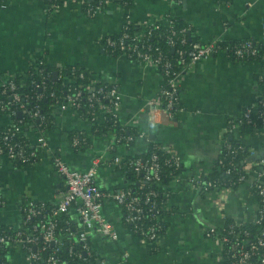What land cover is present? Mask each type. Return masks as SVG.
<instances>
[{
	"label": "crops",
	"instance_id": "1",
	"mask_svg": "<svg viewBox=\"0 0 264 264\" xmlns=\"http://www.w3.org/2000/svg\"><path fill=\"white\" fill-rule=\"evenodd\" d=\"M3 1L6 5L0 7V82L7 76L26 74L30 65L42 58L54 67L79 64L94 77L119 84L120 121L138 132L129 145L122 143L110 150L109 133L90 132L89 121L77 109L68 106L55 111V123L47 135L53 147H61L72 167L86 169L100 153L110 158L141 154L152 141L176 151L182 158L180 178L161 184L162 190L168 192V210L166 230L158 247L144 243L123 223V209L114 200H107L104 214L116 222L119 237L107 239L92 230L90 237L97 252L110 264L120 261L124 254L126 264H225L220 239L207 235L206 229L256 219L260 201L255 180L259 167L264 166L254 165L243 182L229 189H193L188 177L207 175L216 168L228 119L239 116L264 92V55L238 60L220 51L197 61L180 78L184 109L177 120H169L158 111L152 121L146 101L158 94L162 71L155 65L110 53L102 38L119 33L127 14L132 21L143 24L162 19L169 12L189 23L193 35L203 42L217 37L262 38L264 0H131L129 5L113 0L96 15L86 14L81 5L73 3L47 13L44 0ZM104 118V112L98 111V121L103 123ZM10 122V115L0 112V126ZM80 130L90 132L91 146L74 147L72 133ZM26 132L35 135L30 129ZM229 137L254 147L257 151L253 161L264 156V125H241ZM127 182L125 170L109 164L99 167V187L119 189ZM0 184L7 200L6 206L0 207V225L21 222V202L32 199L52 203L65 189L64 179L50 159L18 164L4 154H0ZM7 257L9 264H27V256L19 247L11 248Z\"/></svg>",
	"mask_w": 264,
	"mask_h": 264
},
{
	"label": "built area",
	"instance_id": "2",
	"mask_svg": "<svg viewBox=\"0 0 264 264\" xmlns=\"http://www.w3.org/2000/svg\"><path fill=\"white\" fill-rule=\"evenodd\" d=\"M111 1L113 0H44V8L47 13H52L65 4L73 3L81 5L86 14L96 15ZM121 3L129 5L130 1L125 0ZM5 5V2L0 0V7ZM132 22L134 21L127 14L121 31L118 34L104 36L102 43L106 49L116 50L119 55L155 65L162 71L163 83L158 94L149 97L146 101L147 111L152 121L158 111L164 112L169 120H177L178 113L184 109L181 100L180 78L197 61L220 51L238 60H249L251 57L264 55V50L261 51L259 44H264V37L257 40L248 38L229 48H221L222 46L217 43L219 39H223L221 37L207 42L191 41L188 38L191 27L189 25L176 27L175 14L171 12L162 19L148 23L134 22L142 26V29L136 32L130 30L134 24ZM160 24L168 27L166 33L168 42L176 50L174 58L162 45L151 41V37ZM43 63L47 62L38 58L32 64L42 70L40 65ZM175 65L179 67L174 68ZM64 66H58L55 70L59 73ZM72 70L77 71L75 65ZM85 72L81 70L79 75L84 77ZM89 79L87 83H80L79 86L72 85L69 83L71 80H67L63 96H57L55 91L51 90L50 95L57 96L55 109L71 106L79 111L82 102L87 101L92 115L91 117L83 113L81 115L89 121L91 127L95 122L100 123L97 119L98 111L104 112V121L112 120L117 123L120 120L122 104L119 84L116 81H105L93 75ZM49 80L50 73H43L37 85L46 89ZM33 83L36 81L34 80ZM24 84L25 81L18 83L15 76L2 79L0 82V112L14 115L17 111H21L30 119L38 121L35 130H32L35 135H29V145H27L24 141L15 139L16 136L23 135V119L20 118L18 123H9L10 125L8 124L6 128L0 129V154L6 155L14 162L22 161L28 164L37 163L43 158L50 159L55 171L63 177L65 189L52 203L32 199L21 202L18 205L22 214L21 222L17 225L7 224L8 227L0 233V249L7 247L9 252L11 248L19 247L27 256V264H83L76 259H86L85 254H91L96 250L90 237L92 230L107 239L115 240L119 237L116 222L104 214L103 208L107 200H114L123 209V223L137 233L144 243L157 248L166 230L165 211L168 210V206L165 196L167 197L168 192L164 194L162 192L164 190L156 189L152 187V184L156 182L162 184L164 164L172 167L168 175L173 179L180 178L183 169L180 154L166 146L158 145L148 158L139 156L126 159L118 155L110 158L100 153L94 156L88 168H74L65 159L61 147L51 145L47 132L42 128L46 114L38 101L31 106L28 105L29 97L33 95L24 94L19 90ZM85 87L88 88L86 94ZM43 95L44 92L37 93L36 98H41ZM258 121L264 123V92L258 94L252 103L245 106L239 116L228 119L226 129L222 132L221 154L223 156L219 157L218 165L224 166L225 173L230 177L207 179L205 175H190L188 182L193 189H229L243 182L254 165L264 166V156L255 161L251 159L257 151L254 147L242 142L234 143L229 137V134L243 123L257 125ZM107 132L109 133L108 149L110 150L114 149L115 143L133 138L131 135L116 134L109 130ZM89 135L90 132L85 130L74 132L71 137L72 144L75 148L91 146ZM158 148L169 153L164 163L161 161ZM242 152L247 154L242 156ZM240 155L242 156L241 165L238 161ZM104 164L125 171L133 168L137 177L136 186L126 184L123 188L110 190L99 187L97 184L98 170ZM177 170L179 173H175ZM234 173L237 174L235 178L231 177ZM255 191L259 197L260 208L254 222L261 223L264 219V169L260 167L255 180ZM6 204L7 200L0 184V207H5ZM33 218H38V220L33 224L32 229L29 231L23 229V225ZM63 220L68 225L66 229L68 233L65 237L59 234L58 229ZM243 224L246 222H228L221 228L206 229V234L220 239L223 251L227 254L228 264H264V251H262L264 249V229L255 237H250V231L244 228ZM72 227L75 228L74 231ZM65 238L78 241L80 248L76 249L74 243H67ZM64 247L67 248L72 258L63 259L59 255ZM44 250H48L47 255H44ZM125 255L114 264H126ZM97 261L101 264H110L101 255L97 257Z\"/></svg>",
	"mask_w": 264,
	"mask_h": 264
},
{
	"label": "trees",
	"instance_id": "3",
	"mask_svg": "<svg viewBox=\"0 0 264 264\" xmlns=\"http://www.w3.org/2000/svg\"><path fill=\"white\" fill-rule=\"evenodd\" d=\"M119 2H123L125 0H117ZM128 1H131V0H128ZM175 19H176V27H181V26H187L190 24L189 23H186L185 21H183L182 19H180L179 17H177L175 15ZM134 23V22H132ZM191 27V26H190ZM142 29V26L141 25H137L136 23H134L130 30L133 31V32H136V31H139ZM168 31V27L165 25V24H160V27L158 29L155 30L153 36L151 37V41L152 42H155V43H158L160 45L163 46L164 49L168 50L170 56H172L173 58L176 57V50L174 47H172L169 42H168V39H167V33ZM115 34H118V33H115ZM188 38H190L191 41H197L198 38L196 36L193 35V30H192V27L191 29L189 30L188 32ZM248 38H253V39H258L256 37H253V36H247V37H244V38H240V39H232V40H228V39H219L217 41V43L222 46L221 48H225V47H228L229 46H232L234 45L235 43H239L240 41H243L245 39H248ZM260 44V48H261V51L264 50V44L263 43H259ZM107 50L110 52V53H113V54H117L118 52L116 50H111V49H108ZM262 55H258V56H255V57H251V59L253 58H257V57H260ZM250 60V59H249ZM73 65L76 66L77 68V71H73L72 70V67ZM42 67V70H39L38 66L35 67V65H30V67L28 68L26 74L24 75H27V76H15V79L18 83H20L21 81H25V84L24 85H21L19 90H21L24 94L25 93H29L30 95H33L32 97H29V102H28V105L31 106L33 105L35 102H39L41 105H42V109H43V112L46 114V120L45 122H43L42 124V128L44 129L45 132H47V130H49L55 123V111L57 109H55V103H56V98L57 96H63L64 95V89L66 88V82L67 80H71L69 83H71L72 85H78L80 83H87L90 79L89 77L91 75H93L88 69H86L85 67L79 65V64H68V65H65L64 67H62V69L59 71V73L57 74L56 77H54V71L56 69V67H54L53 65H50V64H47V63H43L42 65H40ZM179 66L175 65L174 68H178ZM81 70H85L86 74L84 77H81L79 75V71ZM43 73H50V80L48 81V87L46 89H42L40 86L37 85V83H39L42 79V75ZM34 80L36 81V83H33ZM53 88V89H52ZM51 90H54L55 93H56V97L55 96H52L50 95V91ZM85 90V94L88 93V88H84ZM40 92H44V95L41 97V98H36V94L37 93H40ZM79 111L81 113H83L85 116L87 117H91V109L87 103V101H83L82 102V107L79 108ZM11 117V122H15V123H18L19 119L22 118L23 119V135L21 136H16L15 139H20L22 141H24L25 143L28 144V137H29V134H27L26 131H28V129L30 130H35L36 128V125H38V121L36 120H32L30 119L28 116H26L24 113H22L21 111H17L14 115H10ZM10 122V123H11ZM259 123H257V126H262L264 125V123H262L261 121H258ZM9 124V123H8ZM7 125L5 126H0V129H4L6 128ZM10 125V124H9ZM242 125H244V127L248 128V127H254L255 125L254 124H250V123H243ZM91 131L90 132H95V133H101V132H106L107 130L109 131H112L116 134H125V135H131L133 138L130 139V140H123L121 142H118V143H115V147H114V150L120 145V144H125V145H129L132 140L134 139V137H136L137 133L135 130L131 129L130 127L124 125L121 123V121H117V123H114L112 120L110 121H104L103 123H98V122H95L93 123L92 127L90 128ZM73 134V133H72ZM234 143H239L238 141H235L233 140L232 138H230ZM158 145H161L157 142H151L149 147H148V150L144 153H141V154H137V155H134V156H127L126 159H129V158H133V157H139V156H142L143 158H148L151 153L157 148ZM27 149H29V147L26 146ZM158 152L160 153L161 155V161L164 163V159L169 156V153L167 151H165L164 149L162 148H158ZM247 153L246 152H242V156H245ZM240 155L238 161L240 162L239 165H241V158L242 156ZM220 156H223V154H221ZM16 163L18 164H28V163H25V162H22V161H17ZM163 174H164V178H163V181L162 183H166L168 182L169 180L172 179V176L168 175V173L172 170V167L169 166L168 164H164L163 165ZM127 172V175H128V182L127 184L128 185H132V186H136L135 185V180H136V173L135 171L133 170V168H128L126 170ZM175 173H179V170H177ZM236 173L232 174L231 177L235 178L236 177ZM206 177H208L207 179H214L216 177H230V175L228 176L226 173H225V167L224 166H220L217 164L216 168L209 174L205 175ZM152 187L156 188V189H160L162 190V187L160 184H158L157 182L156 183H153L152 184ZM139 188V187H137ZM145 189V188H143ZM164 194L166 193V191H162ZM165 196V195H164ZM165 200H167V197L165 196ZM167 211H165V215H166ZM38 220V218H33V219H30L29 221H27L24 225H23V229L25 230H31L32 229V226L33 224ZM8 227V225L4 224V225H1L0 226V233L3 232L4 229H6ZM68 227V225L64 222V220L60 223L58 229H59V234L62 236L65 237L66 233H68V231L66 230ZM243 227L248 229L250 231V234L249 236L250 237H255L257 234L260 233L261 230L264 229V219L261 223H258V222H248L246 224H243ZM73 228V227H72ZM75 228H73L72 230L74 231ZM12 231V230H11ZM67 243H70V242H73L74 245H75V248L76 249H79L80 248V244L78 241L76 240H71V239H68V238H65ZM262 251H264V249H262ZM44 255H47L48 254V250H44L43 251ZM7 254H8V248L7 247H4V248H1L0 249V264H9V260H8V257H7ZM223 254H224V258H225V264H228V258H227V254L223 251ZM59 255L62 256L63 259H70L72 258L70 255H69V252L67 250L66 247H64L63 249L60 250L59 252ZM84 256H86V259H82V258H77L76 261H80L82 262L83 264H101L99 263V261H97V257L100 256V254L97 252V250H94V252H92L91 254L87 253L85 254ZM83 256V257H84ZM76 261H73V263H76Z\"/></svg>",
	"mask_w": 264,
	"mask_h": 264
},
{
	"label": "water",
	"instance_id": "4",
	"mask_svg": "<svg viewBox=\"0 0 264 264\" xmlns=\"http://www.w3.org/2000/svg\"><path fill=\"white\" fill-rule=\"evenodd\" d=\"M57 73H58L57 70H55V71H54V77L57 76Z\"/></svg>",
	"mask_w": 264,
	"mask_h": 264
}]
</instances>
